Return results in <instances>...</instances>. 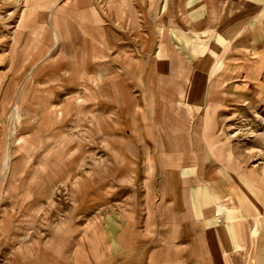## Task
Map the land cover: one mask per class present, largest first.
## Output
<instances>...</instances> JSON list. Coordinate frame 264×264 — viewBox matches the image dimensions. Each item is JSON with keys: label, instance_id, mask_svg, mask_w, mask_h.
<instances>
[{"label": "crops", "instance_id": "obj_1", "mask_svg": "<svg viewBox=\"0 0 264 264\" xmlns=\"http://www.w3.org/2000/svg\"><path fill=\"white\" fill-rule=\"evenodd\" d=\"M150 5L26 0L12 35L42 41L29 57L85 39L64 113L58 83H37L35 103L83 121L110 161H52L67 178L87 168L82 190L56 220L21 193L0 264H264V133L232 130L264 114V0Z\"/></svg>", "mask_w": 264, "mask_h": 264}, {"label": "rangeland", "instance_id": "obj_2", "mask_svg": "<svg viewBox=\"0 0 264 264\" xmlns=\"http://www.w3.org/2000/svg\"><path fill=\"white\" fill-rule=\"evenodd\" d=\"M131 1L141 8V12H146L143 9L154 4L158 14V7L166 0ZM95 2L99 8L105 9L110 0ZM25 8L26 0H0V219L14 211L13 206H16L15 211L19 210L20 194H25L26 190L27 198L34 202L33 205H39L45 218L56 216L57 213L62 216L71 208V188L76 184V192L79 186L82 190L83 185L78 184L79 180L89 170L83 167L81 170L72 171L73 174L67 178L63 176L68 171L53 170L52 161H59L61 166L71 160L74 166L90 160L92 163L110 161L104 150L95 148L94 144H98L99 139L89 137L90 132L87 133L83 121L64 122L63 115L53 119L52 113L55 112L51 111L52 107L41 110L35 103L37 83H58L59 95L54 104L58 113H64L63 107L76 93L69 88L73 80L70 69L83 67L80 63L84 64L85 39L77 37L76 42L69 44L76 46V49L70 51L69 47L62 51L58 41L56 47L47 51L44 57H29L30 50L38 51L42 41L37 42L36 36L26 32L22 36V42L16 44L12 35ZM5 32L6 43H1ZM41 69H44L42 73ZM233 123V132L246 138L259 137L264 133V114L259 123L242 120ZM40 139H43L45 147L50 146L54 151L42 147L38 142ZM88 147H92V154H85ZM41 161L49 163L44 166L48 169H42ZM57 176L60 178L54 179ZM53 218L56 220L57 216Z\"/></svg>", "mask_w": 264, "mask_h": 264}]
</instances>
